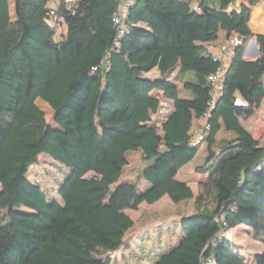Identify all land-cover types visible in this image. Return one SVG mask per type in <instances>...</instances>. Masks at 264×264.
I'll list each match as a JSON object with an SVG mask.
<instances>
[{"label":"trees","instance_id":"1","mask_svg":"<svg viewBox=\"0 0 264 264\" xmlns=\"http://www.w3.org/2000/svg\"><path fill=\"white\" fill-rule=\"evenodd\" d=\"M260 1L137 0L130 33L112 50L119 0H77L70 9L62 1L67 33L60 40L46 22L53 0H14L15 19L9 0H0V264H115L112 254L135 225L126 211L164 196L175 204L194 200V212L182 216L177 244L152 264H264V247L249 262L226 235L245 226L264 245V143L242 121L264 99L263 35L256 37L261 57L243 59L250 18L255 30L264 11L258 5L252 12ZM234 33L243 44L233 48L209 118L207 158L196 169L209 178L195 195L177 175L200 151L192 128L220 66L207 45ZM183 56L193 63L171 80ZM155 69L158 78L146 76ZM58 70L74 79L72 87ZM155 90L174 104L160 124L153 121L162 107ZM237 92L247 107L234 104ZM38 99L53 109L55 126ZM221 131L231 137L219 138ZM121 145L151 154L140 180L124 179L129 160L114 155ZM43 155L69 170L58 198L29 177ZM18 198L35 220L15 208Z\"/></svg>","mask_w":264,"mask_h":264},{"label":"rangeland","instance_id":"2","mask_svg":"<svg viewBox=\"0 0 264 264\" xmlns=\"http://www.w3.org/2000/svg\"><path fill=\"white\" fill-rule=\"evenodd\" d=\"M249 1L237 0V4L239 5L242 2L248 3ZM9 8L12 19H15L14 0H9ZM63 32L64 28H62L59 34ZM221 40L225 42V36H222ZM37 104L44 111L48 123L55 126L54 112L51 107L40 99L37 101ZM242 121L254 137L264 142V100L255 115ZM230 137L231 134L226 131H221L219 134V138ZM205 147L206 143L193 165L184 167L178 175V179L180 180L191 179V187L194 189L196 195L201 191L200 184L198 183L200 176H196L192 172L193 169H199L204 165L207 158ZM128 158L129 165L126 168L124 179L132 181L140 180L143 169L150 164V161H148L150 155L146 156L143 153L133 151L128 153ZM39 164L31 168L29 172L30 179L39 182L45 190H49L52 198H58V188L64 179H66L69 170L46 155L41 156ZM92 175L93 173H89L87 177H91ZM139 182L140 187L144 189V182ZM1 191L2 186L0 184V193ZM14 205L17 210L23 211L30 215L32 220H35V212L25 208L22 205L21 198H18ZM194 205V200L175 205L169 199H163L151 205L142 204L138 210L129 209L127 213L134 220L135 226L125 237L126 245L112 254L113 262L115 264H151L155 259L154 249L156 251L158 249L166 250L177 244L181 233L180 220L182 216L194 212ZM227 236L235 242L238 252L244 255L249 262H253L255 255L263 250V243L254 237L251 229L245 226L229 231ZM151 250H154V254H152ZM147 255H152V258H149Z\"/></svg>","mask_w":264,"mask_h":264},{"label":"built area","instance_id":"3","mask_svg":"<svg viewBox=\"0 0 264 264\" xmlns=\"http://www.w3.org/2000/svg\"><path fill=\"white\" fill-rule=\"evenodd\" d=\"M64 1L67 4V8L70 9L69 4L77 0H53L52 6L49 9L46 22L48 25L56 30L57 40L61 39L62 34L59 32L66 26L65 18L58 12V5ZM137 0H119L118 8L112 16V21L116 28V36L113 40L112 50H116L121 47L122 39L130 33L131 26L128 24L127 19L129 17L130 7L136 3ZM242 41L237 34H233L229 40H226L219 48H216L213 43L207 45V50L212 53L215 60L220 62L218 69L209 76V81L212 84V90L210 92V99L208 102V108L205 111L202 122L196 127L192 133V143L194 146L202 145L205 141L206 136L211 130L209 118L211 117L212 111L218 102V98L221 95L223 89L224 78L226 73V62L228 60L229 49H233L238 46ZM97 68L93 69V72ZM234 104L240 107H247L249 104L242 97H237ZM227 235V233H226ZM212 259L204 264H210Z\"/></svg>","mask_w":264,"mask_h":264},{"label":"crops","instance_id":"4","mask_svg":"<svg viewBox=\"0 0 264 264\" xmlns=\"http://www.w3.org/2000/svg\"><path fill=\"white\" fill-rule=\"evenodd\" d=\"M264 0H261L256 6H254L253 7V9H252V12H253V10L258 6V5H260V6H262V5H264V4H261L262 2H263ZM242 3H245V2H242ZM241 3V4H242ZM264 3V2H263ZM194 6H196V5H194ZM257 10V9H256ZM255 10V11H256ZM252 12H251V14H252ZM255 13V12H254ZM258 17H257V27L255 28V30H254V28H253V26L251 25L252 24V22H253V19H254V15H253V17H252V20H251V18H250V22H249V26H250V29H251V32L252 33H255V34H259V35H263L264 36V11L263 12H261V13H259L258 15H257ZM67 33V26H65L64 27V32H63V34H66ZM257 37V36H256ZM251 39V38H250ZM249 39V40H250ZM248 40V41H249ZM220 41H222V40H220ZM219 41V42H220ZM247 41V42H248ZM219 42H217V43H213L214 45H215V47L216 48H219L224 42L222 41V42H220V44H218ZM256 43H257V47L255 46V44L254 43H252V45H251V47H249V44H248V47H247V53H246V55L245 56H243V59H244V61L245 62H254V61H256V60H258L260 57H261V50H260V46H259V44H258V42H257V38H256ZM210 44V43H209ZM208 44V45H209ZM244 50H245V48H244ZM232 54H233V49H229V52H228V60H227V62H226V67L231 63V58H232ZM243 54H244V52H243ZM193 63V61H190L189 60V58L187 57V56H183L182 57V59H181V64H180V67H178L174 72H172V74H171V80H173L175 77H177L178 75H179V80H180V70H181V68H182V66H186V65H190V64H192ZM56 75L63 81V82H65L69 87H72L73 85H74V79H72L68 74H66V73H64V72H62V71H57L56 72ZM146 76L147 77H149V78H151V79H155V78H158L159 76H160V74H159V71L157 70V69H155V70H153V71H151V72H149V73H147L146 74ZM152 95L153 96H155V97H157V98H160L161 99V103H162V107H161V109H160V111L158 112V113H156V114H154L153 115V121L154 122H156V123H161L163 120H165V118H166V116L167 115H169L172 111H173V107H174V104H173V102L172 101H169V100H165L164 98H163V95H164V91L163 90H155V91H153L152 92ZM236 95H237V97H242L241 96V94L239 93V92H237L236 93ZM39 100V99H38ZM37 100V101H38ZM41 100V99H40ZM264 100V99H263ZM263 102V101H262ZM47 104V103H46ZM261 105H262V103H261ZM261 107V106H260ZM259 107V108H260ZM258 108V109H259ZM52 109V108H51ZM257 109V110H258ZM53 110V109H52ZM256 110V111H257ZM54 112V111H53ZM256 113V112H255ZM255 115V114H254ZM156 118V119H155ZM159 120H161V122H159ZM202 122V119L201 120H197L196 122H195V125H194V127L192 128V133L194 132V130L196 129V127L200 124ZM244 125V124H243ZM246 128V127H245ZM249 132H251L248 128H246ZM252 133V132H251ZM253 135V134H252ZM254 136V135H253ZM256 138V137H255ZM256 139H258V138H256ZM264 143V142H263ZM204 144L205 143H203L202 145H201V147H200V151H199V153H198V155L196 156V158L192 161V162H190L189 164H187L186 166H192L193 165V163H194V161L197 159V157L199 156V154H200V152L202 151V149H203V147H204ZM205 150H206V147H205ZM133 151H135L136 153H143L144 155H150V158L148 159V161H150V159H151V154H146L143 150H142V148L139 146V145H136L134 148H132V149H127V148H125V147H123L122 145L121 146H118L117 147V150H116V152H115V156L118 154V153H120V152H123L125 155H126V157L128 158V153L129 152H133ZM128 160H129V158H128ZM40 165V164H39ZM185 166V167H186ZM184 168V167H183ZM182 168V169H183ZM181 169V170H182ZM180 170V171H181ZM180 173V172H179ZM179 173H178V175H179ZM193 174H195L196 176L198 175V176H200V178H199V180H198V183L200 184V183H202V182H205L208 178H209V175L208 174H202V173H198L197 171H196V169H193V172H192ZM178 175H177V178H178ZM180 180V179H179ZM181 181H183V182H186V183H188L190 186H191V179H187V180H181ZM144 182V184H145V188H148L149 187V185L145 182V181H143ZM144 188V189H145ZM192 188V187H191ZM192 190H193V192H194V194L196 195V193H195V191H194V189L192 188ZM163 199H169L172 203H174L170 198H169V196H164L161 200H163ZM161 200H159L158 202H160ZM157 203V202H156ZM142 204H145V205H151V204H148V203H146V202H144V203H142ZM141 204V205H142ZM155 204V203H154ZM175 204V203H174ZM140 205V206H141ZM175 205H178V204H175ZM128 211V210H127ZM126 211V212H127ZM135 226V225H134ZM264 247V246H263ZM171 248V247H170ZM155 250V259L154 260H156L162 253H165L166 251H168L169 249H158L157 251H156V249H154ZM154 250H151V252H152V254H154ZM147 256H149V258H152V255H147ZM153 260V261H154ZM153 261H152V263H153ZM151 263V264H152Z\"/></svg>","mask_w":264,"mask_h":264},{"label":"water","instance_id":"5","mask_svg":"<svg viewBox=\"0 0 264 264\" xmlns=\"http://www.w3.org/2000/svg\"><path fill=\"white\" fill-rule=\"evenodd\" d=\"M253 34V37L246 43V45H245V50H244V54H243V56H245L246 55V53H247V47H248V44L252 41L254 44H255V46L257 47V43H256V36H258L259 34H255V33H252ZM243 44V42L242 43H240L239 45H242Z\"/></svg>","mask_w":264,"mask_h":264}]
</instances>
